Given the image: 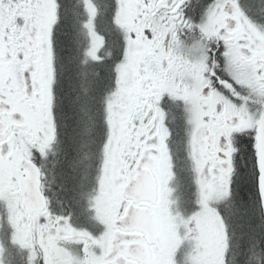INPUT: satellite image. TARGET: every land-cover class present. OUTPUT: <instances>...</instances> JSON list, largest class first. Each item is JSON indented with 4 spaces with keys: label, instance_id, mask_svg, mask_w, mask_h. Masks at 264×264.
I'll use <instances>...</instances> for the list:
<instances>
[{
    "label": "snow or ice",
    "instance_id": "snow-or-ice-1",
    "mask_svg": "<svg viewBox=\"0 0 264 264\" xmlns=\"http://www.w3.org/2000/svg\"><path fill=\"white\" fill-rule=\"evenodd\" d=\"M0 264H264V0H0Z\"/></svg>",
    "mask_w": 264,
    "mask_h": 264
}]
</instances>
